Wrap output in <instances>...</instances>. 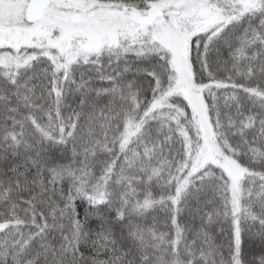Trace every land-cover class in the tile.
<instances>
[{
  "label": "snow or ice",
  "instance_id": "1",
  "mask_svg": "<svg viewBox=\"0 0 264 264\" xmlns=\"http://www.w3.org/2000/svg\"><path fill=\"white\" fill-rule=\"evenodd\" d=\"M0 264H264V0H0Z\"/></svg>",
  "mask_w": 264,
  "mask_h": 264
}]
</instances>
